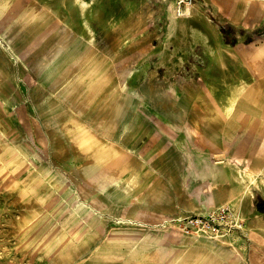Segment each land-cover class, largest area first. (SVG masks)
I'll list each match as a JSON object with an SVG mask.
<instances>
[{
	"label": "rangeland",
	"instance_id": "374dc122",
	"mask_svg": "<svg viewBox=\"0 0 264 264\" xmlns=\"http://www.w3.org/2000/svg\"><path fill=\"white\" fill-rule=\"evenodd\" d=\"M263 53L264 0H0V264L263 262L264 194L216 165L264 163V105L224 98Z\"/></svg>",
	"mask_w": 264,
	"mask_h": 264
},
{
	"label": "bare ground",
	"instance_id": "6f19581e",
	"mask_svg": "<svg viewBox=\"0 0 264 264\" xmlns=\"http://www.w3.org/2000/svg\"><path fill=\"white\" fill-rule=\"evenodd\" d=\"M204 15L205 14L199 12V10H197L196 8H193L192 13H191V20L199 19L202 22V24L205 26V28L200 29L201 31L199 33L202 37H205L206 41L207 40L213 41L214 49L212 51V60L214 62L216 69L219 71H223L228 67V63L230 61L235 60V55H234L235 49L233 47L226 46L220 43V36L215 30V25H213L210 21H208V19H206ZM180 26L183 27V24L181 23ZM208 33L210 34L208 35ZM227 94L228 95L224 96V98L228 99V102H229L228 104L230 106H234V105L245 106V105H249L250 103L264 105V79H254L253 81L246 82L243 78H238L233 81L232 89ZM258 96H261V97L257 98ZM180 118L182 122L184 123L186 122L185 114H183ZM195 125H198V122H196ZM187 129H188L187 132L189 133L192 145L196 147L197 149V154L195 156L196 160L200 163L201 156L207 155L205 143L198 137L197 133L193 131V127H191L190 125H187ZM179 144L182 147H184L185 141H181ZM78 150H80V152L83 151V149H78ZM230 171H231L232 180L236 183L235 187L232 189V194L247 195L250 190L247 185L246 179L241 176L239 169L237 167H231ZM96 179L98 180V178ZM247 179L250 182H252L255 185V187L264 191V179L263 178L256 179L253 174L248 173ZM168 233L171 234L170 236L171 239L173 238V239L178 240L179 234L177 232L173 230ZM198 237H200L199 234H196L194 235V238H186L183 240L182 243L191 244L192 241H196ZM199 242H202V244H209L211 247H215L217 245H227V242L223 241L219 237L216 240H213L211 238L199 239Z\"/></svg>",
	"mask_w": 264,
	"mask_h": 264
},
{
	"label": "crops",
	"instance_id": "0c3cea01",
	"mask_svg": "<svg viewBox=\"0 0 264 264\" xmlns=\"http://www.w3.org/2000/svg\"><path fill=\"white\" fill-rule=\"evenodd\" d=\"M216 165H217L218 170H220L221 166H223L224 170H226L229 173V176H227L228 178L229 177L232 178V176H230V173H231L230 168L231 167H237L241 173V176L246 179L247 185H248L250 191L248 192L247 195H239V199L242 197H245V196L253 195V189L257 192L264 194V191L255 187V185L247 179L248 173L253 174L256 179H259V178L264 179V163L262 161L256 159V158H254L253 155L245 154V155H241L240 157H238L236 154H232L230 152H227V153H225L222 160H219V163H217ZM220 176H221V171H217L216 177L220 178ZM224 177H226V175ZM254 208H255V211L258 213V208H256V207H254ZM260 214L264 215V210H262V212ZM196 254L198 255L197 252H196ZM197 255L195 257L191 256V258L194 259L197 257ZM261 256H262L261 259L263 260L264 259V252L261 253ZM246 259H247L248 264H264V261L259 262V263L256 262L257 258L255 260L256 263L253 262V260L255 258H254V256H252L251 253L247 254Z\"/></svg>",
	"mask_w": 264,
	"mask_h": 264
}]
</instances>
